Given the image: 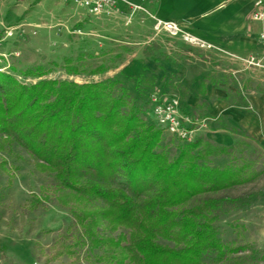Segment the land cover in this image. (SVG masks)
Listing matches in <instances>:
<instances>
[{
    "label": "trees",
    "instance_id": "1",
    "mask_svg": "<svg viewBox=\"0 0 264 264\" xmlns=\"http://www.w3.org/2000/svg\"><path fill=\"white\" fill-rule=\"evenodd\" d=\"M24 75L44 76L40 68ZM131 98L119 79L28 86L0 73V150L17 145L38 172L56 179L45 202L66 208L76 230L66 235L62 255L84 251L94 264H205L214 253L225 260L234 251L221 243L215 223L228 212L227 199L212 196L253 173L237 164L236 145L206 137L178 143L145 120L150 100L137 108ZM173 145L178 154L171 158ZM221 159L222 168L215 165Z\"/></svg>",
    "mask_w": 264,
    "mask_h": 264
},
{
    "label": "rangeland",
    "instance_id": "2",
    "mask_svg": "<svg viewBox=\"0 0 264 264\" xmlns=\"http://www.w3.org/2000/svg\"><path fill=\"white\" fill-rule=\"evenodd\" d=\"M0 14L9 24L22 26L21 38L8 45L17 53L12 58L15 72L10 74L28 86L41 80L86 84L117 79L126 56L140 53L143 45L149 44L152 51L157 50V42L175 43L180 51L200 49L184 43L181 37L157 32L160 20L154 16L155 5L147 2L94 16L65 0H0ZM68 65L76 67L78 74L68 75ZM38 68L44 74L42 78L24 75ZM224 68V64L220 65L219 71ZM101 69L107 70L98 73ZM255 71L260 72L255 84L264 93V69ZM122 82L131 92V105L137 108L155 93L160 94L150 79ZM245 108L252 110L250 105ZM148 116L153 119L152 112L144 116L145 120ZM237 138L236 162L247 166L248 173L254 176L244 185L212 196L227 199L224 206L228 212L219 218L215 228L221 243L234 252L220 262L215 253L211 254L205 264H264V147L247 134L240 133ZM176 149L173 145L167 150L171 158L178 154ZM226 164L225 159L215 161L217 167ZM56 186L54 176L38 172L22 148L12 145L0 150V264H94L85 258L84 251L73 258L60 254L66 235L76 230L66 208L53 199L45 202V197H54ZM38 200L44 204L33 209Z\"/></svg>",
    "mask_w": 264,
    "mask_h": 264
},
{
    "label": "crops",
    "instance_id": "3",
    "mask_svg": "<svg viewBox=\"0 0 264 264\" xmlns=\"http://www.w3.org/2000/svg\"><path fill=\"white\" fill-rule=\"evenodd\" d=\"M125 1L132 5L144 2L155 5L157 20L173 22L215 49L239 57L253 55L264 59V47L258 40L264 24L254 23L250 18L258 0ZM156 44V51L150 50L148 44L141 47L140 53L126 56L117 79L136 83L150 79L164 98L183 99L184 109L193 117L210 119L209 127L200 134L216 145L234 147L242 133L264 147V93L255 84L260 72L244 69L242 64L216 50L187 52L180 51L175 43ZM222 64L226 68L219 71ZM248 105L252 110L245 108Z\"/></svg>",
    "mask_w": 264,
    "mask_h": 264
},
{
    "label": "built area",
    "instance_id": "4",
    "mask_svg": "<svg viewBox=\"0 0 264 264\" xmlns=\"http://www.w3.org/2000/svg\"><path fill=\"white\" fill-rule=\"evenodd\" d=\"M85 9L90 15L98 16L121 11L125 7L132 8V4L125 0H65ZM254 23L264 24V0H258L250 16ZM22 26L11 25L0 15V73L10 74L13 68L12 58L17 56L16 52L10 51L8 45L15 39L21 38ZM157 32H166L171 37H181L183 42L200 49L216 50L232 60L241 63L244 69H264V59L256 56L239 57L226 51L200 42L192 37L182 27L173 22L158 21L155 27ZM258 40L264 47V28L258 36ZM164 94L151 96V112L155 124L169 137L178 143H193L201 131L208 128L210 119H198L190 112L183 109L181 100L176 96L163 97Z\"/></svg>",
    "mask_w": 264,
    "mask_h": 264
}]
</instances>
